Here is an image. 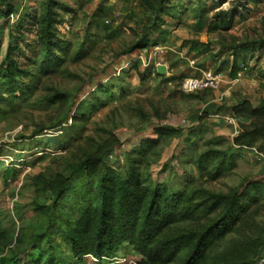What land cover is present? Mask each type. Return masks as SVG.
Returning a JSON list of instances; mask_svg holds the SVG:
<instances>
[{
  "label": "rangeland",
  "instance_id": "1",
  "mask_svg": "<svg viewBox=\"0 0 264 264\" xmlns=\"http://www.w3.org/2000/svg\"><path fill=\"white\" fill-rule=\"evenodd\" d=\"M244 2L226 0L221 11L233 24L192 36L200 52L190 56L183 45L187 28L171 24L169 16L149 32L148 45L121 55L147 34L137 0H0V68L17 61L22 70L14 78L15 86H9L0 69V259L36 264L38 250L31 241L35 230H47L42 219L55 199L46 181L58 175L70 177L69 193L63 199L77 194L90 197L93 179L85 174L76 178L75 167L114 142L103 155L108 168L124 176L139 173L143 185L150 181L163 185L168 196L188 192L189 199L174 213L167 234L199 228L218 218L222 208L208 213L215 196L264 184V156L233 145L241 126L264 125V114L246 117L230 110L236 99L248 94L245 75L234 84L223 78L217 89L193 94L179 87L182 80L200 77L202 71L214 72L216 58L222 68L236 54L238 66H244L240 53L245 45L264 38V21L259 20L264 7H251L252 12L246 13ZM51 3L57 15L58 48L55 62L45 64L33 49L20 48L24 45L18 24H26L34 13L40 16ZM233 10L236 13L231 15ZM160 36L166 42L154 44ZM18 41L20 47L10 53ZM140 50L149 67L137 60ZM155 64L165 66L166 73L153 71ZM262 91L251 88L254 108L264 97ZM65 119L67 124L56 126ZM250 201H246L247 211L214 241L198 264L250 260L264 264V191H252ZM51 214L60 215L53 208ZM261 238L256 251L246 247ZM53 245L60 246L58 251L68 262L142 264L141 256L126 243L100 260L89 255L71 259V245L62 234L53 236ZM184 257L185 252L179 251L169 264H181Z\"/></svg>",
  "mask_w": 264,
  "mask_h": 264
},
{
  "label": "trees",
  "instance_id": "2",
  "mask_svg": "<svg viewBox=\"0 0 264 264\" xmlns=\"http://www.w3.org/2000/svg\"><path fill=\"white\" fill-rule=\"evenodd\" d=\"M137 1L146 20L147 34L121 55L131 54L136 49L148 45L149 32L158 29L163 23L160 16L165 13L173 16L171 12H167L170 0ZM225 1L219 0L218 4L222 5ZM52 5H46L47 8L40 16L34 13L26 24H18L19 41L24 46L20 47L18 41L14 48H10V53L18 47H23L22 49H33L45 64L55 62V50L58 48L55 32L57 15L51 8ZM235 13L236 10L230 12L231 15ZM226 16L225 11L215 13L209 22V29L219 26L222 29L230 28L234 21ZM4 17H8V12ZM204 25L205 20H200L198 30L203 29ZM159 42L165 43L166 40L160 36L154 44ZM242 67L240 65L237 70ZM0 69L2 77L8 79V85L15 86L14 78L22 73L17 61H11L6 69H3V66ZM215 73H220L219 69ZM230 77L235 78L236 73H231ZM230 110L238 116L262 115L264 102L254 108L249 101L243 100ZM66 120L56 126L67 124ZM115 145L116 142L106 146L99 155L90 156L75 167L76 178L85 174L93 179L91 185L94 187L90 197H78L77 194L63 199L64 195L69 193L68 185L72 180L70 177L58 175L54 180L46 181L50 190L55 193L52 208L60 215L56 218L51 214L52 208L48 209L42 219L46 222L47 230L44 233L39 229L34 231L31 245L38 250L36 264H78L77 261L68 262L63 259L64 253L58 251L60 246L53 245V236L55 238L58 234H62L64 240L70 243L73 260L88 255L97 260L109 258L117 246L126 243L141 256L142 264H169L174 261L179 251L185 252L181 264H198L214 241L224 235L240 215L247 211L249 203L246 201L252 200V191H264V184L254 183L241 192L215 196L214 205L208 213L211 214L220 207L223 211L218 218L199 228L167 234L166 230L173 223L174 213L178 211L182 201L189 199L188 192L184 190L168 196V189L163 185L152 181L143 185L139 173L132 172L124 176L118 170L108 168L103 164V155ZM233 145L237 148L255 149L258 154L264 156V125L241 126V131L233 139ZM222 164L221 161L218 168ZM262 242L261 238L246 247L256 251ZM247 259L244 258L243 261ZM0 264H16V258H1ZM247 264H253V261L250 260Z\"/></svg>",
  "mask_w": 264,
  "mask_h": 264
},
{
  "label": "crops",
  "instance_id": "3",
  "mask_svg": "<svg viewBox=\"0 0 264 264\" xmlns=\"http://www.w3.org/2000/svg\"><path fill=\"white\" fill-rule=\"evenodd\" d=\"M218 1L219 0H180V2L174 4L172 0H170L167 5V12H171L173 16H169L167 13L160 16L163 22L164 17L169 16L171 18V24H179L183 25L184 28H187L189 34L186 38V41L183 42V45L184 47H188L187 51L190 56L195 55V52H200L199 47L196 46V43L191 39L192 36L196 37L197 35L209 30V22L211 21L212 16L215 13L221 11V6L223 5H219ZM243 5L245 12L249 13L252 12V8L259 10L261 7H264V0H245ZM175 9L178 11V16H176L177 13H175ZM200 20H205V25L203 29L198 30L197 25ZM259 20L263 22L264 16L263 18H259ZM240 55H242L240 57H244L246 60L242 69L237 70V67L239 68V66H237L239 62L238 55L236 54L229 56V59L225 65H222V68H218L220 66V60L216 58L217 60L215 59L213 67H217L215 71L219 69V72L223 75V78H226L228 82L232 84L238 82L240 76L244 74L246 78L245 90L248 89V94L244 96V99H236L238 100L236 104H239L243 100H247L253 104L251 100L253 96V93H251V88L254 91L264 90V67L262 64L264 60V38L260 41L258 40L255 44L254 42L246 44L245 49L242 51V53H240ZM234 58L235 60L233 61ZM231 59L232 61L230 62L229 60ZM228 70L229 72H227ZM226 72L227 76L225 75ZM233 72L236 73L235 78L230 77V74ZM262 92V95H264V91ZM261 102H264V97L262 98Z\"/></svg>",
  "mask_w": 264,
  "mask_h": 264
},
{
  "label": "built area",
  "instance_id": "4",
  "mask_svg": "<svg viewBox=\"0 0 264 264\" xmlns=\"http://www.w3.org/2000/svg\"><path fill=\"white\" fill-rule=\"evenodd\" d=\"M159 48H153V51H157ZM137 60H141L144 64L145 61L141 57L140 53H143V50H140ZM149 61V60H148ZM159 64H155L152 70L156 71V67ZM147 67L150 66L149 62L146 64ZM223 80V75L221 73H215L211 70H206L201 72L200 77H190L181 81L179 87L181 91L185 94H193L199 91L208 90V89H217L219 83Z\"/></svg>",
  "mask_w": 264,
  "mask_h": 264
},
{
  "label": "water",
  "instance_id": "5",
  "mask_svg": "<svg viewBox=\"0 0 264 264\" xmlns=\"http://www.w3.org/2000/svg\"><path fill=\"white\" fill-rule=\"evenodd\" d=\"M156 72L160 75H163L166 73V67L165 66H161V65H158L156 67Z\"/></svg>",
  "mask_w": 264,
  "mask_h": 264
}]
</instances>
